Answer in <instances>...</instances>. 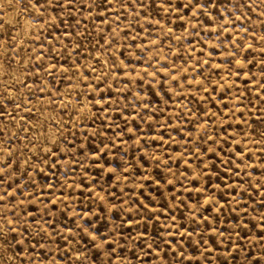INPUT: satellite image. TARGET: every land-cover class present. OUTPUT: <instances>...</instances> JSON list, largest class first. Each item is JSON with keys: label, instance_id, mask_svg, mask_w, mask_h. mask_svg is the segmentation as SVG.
Returning a JSON list of instances; mask_svg holds the SVG:
<instances>
[{"label": "rangeland", "instance_id": "rangeland-1", "mask_svg": "<svg viewBox=\"0 0 264 264\" xmlns=\"http://www.w3.org/2000/svg\"><path fill=\"white\" fill-rule=\"evenodd\" d=\"M61 3L0 0V264H264V0Z\"/></svg>", "mask_w": 264, "mask_h": 264}, {"label": "snow or ice", "instance_id": "snow-or-ice-1", "mask_svg": "<svg viewBox=\"0 0 264 264\" xmlns=\"http://www.w3.org/2000/svg\"><path fill=\"white\" fill-rule=\"evenodd\" d=\"M31 2L34 3L37 8L43 7L45 4H52V0H44V2L41 3L39 6L37 5L36 0H31ZM67 2H68V4H71V3L74 2V0H67ZM109 2H111V0H109ZM193 3L199 5V0H187V4L185 5V7H190ZM166 4H168V0H161L160 7L163 8ZM57 5H59L61 7L63 6V4L61 3V0H56V5L55 6H57ZM199 6L200 7H204V5H199ZM41 15H43L42 12H41ZM0 26H2V25H0ZM249 47H251V45ZM262 72H264V71H262ZM3 115H4L3 108L0 107V117H2ZM0 172H2V169H0ZM0 183H2V181H0ZM4 199H5V196L4 195H0V201H3ZM0 207H3V205L0 204ZM0 218H2V217H0ZM11 231H14V229H11ZM0 233H2V228H0ZM189 235H191V234L189 233ZM221 235H223V234L221 233ZM92 239L95 240L96 237L93 236ZM262 242H264V236H259L258 240H257V244H262ZM104 243H107V241H104ZM108 245H110V244H108ZM109 251L110 252L114 251V249L111 248Z\"/></svg>", "mask_w": 264, "mask_h": 264}]
</instances>
